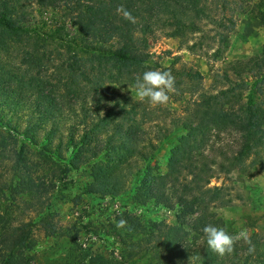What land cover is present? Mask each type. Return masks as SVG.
I'll return each instance as SVG.
<instances>
[{
  "label": "trees",
  "instance_id": "obj_1",
  "mask_svg": "<svg viewBox=\"0 0 264 264\" xmlns=\"http://www.w3.org/2000/svg\"><path fill=\"white\" fill-rule=\"evenodd\" d=\"M209 1L0 0V52L15 53L19 61L0 60V119L6 112L19 117L27 110L28 122L21 129L24 148L28 143L37 147L45 133L48 145L41 150L58 151L54 157L65 166L77 168L105 156L92 166L89 195L119 193L133 169L146 172L135 193L136 203H154L175 213L178 221L149 222L147 253L158 264H264V237L251 236L253 255L241 241L233 254L219 257L208 248L202 232L213 225L232 234L228 223L212 211L229 206L232 199L223 188L210 187L212 180L235 171L264 169V47L248 59L227 64L219 76L224 86L216 93L203 90L193 67L162 68L151 61L150 42L157 33L184 39L203 32L204 26L212 25L218 32L234 27L233 18L226 15L232 0H211L217 4L214 8ZM121 5L136 18L135 24L117 13ZM253 11L264 23V0ZM219 33L220 44L226 43L228 37ZM155 69L173 74L175 95L190 94L186 117L173 124L195 132L172 151L165 174L156 173L151 161L159 143L169 137L161 121L171 110L105 88L114 84L135 91V78ZM103 107L108 112L101 117ZM71 115L80 117L78 124H71ZM146 125L160 132L156 139L147 137ZM222 134L235 137V148L222 153L220 160L211 158L210 142ZM67 153L69 162L64 158ZM128 221V232L141 227L139 219L130 216ZM3 229L0 264H31L26 253L31 224Z\"/></svg>",
  "mask_w": 264,
  "mask_h": 264
},
{
  "label": "rangeland",
  "instance_id": "obj_2",
  "mask_svg": "<svg viewBox=\"0 0 264 264\" xmlns=\"http://www.w3.org/2000/svg\"><path fill=\"white\" fill-rule=\"evenodd\" d=\"M260 2L232 0L226 15L233 18L235 25L232 29H219L228 37L224 44H220V33L212 25L204 26L203 32L191 33L184 39L157 33L150 42L151 61L162 68L173 65L177 68L183 65L193 67L200 74L205 92L220 91L224 85L220 84L219 76L227 64L248 59L264 47V23L253 11ZM209 3V7H217L211 0ZM225 24L229 26V23ZM194 45L196 47L191 49ZM11 55L0 52V60L19 64L15 60L17 55L14 53L9 59ZM52 74L50 68L48 75ZM105 88L115 94L136 98L135 91L129 88L120 89L114 84H106ZM190 99V94L182 97L170 94L169 102L163 106L171 110L163 115L164 119L161 118L169 137L159 143L160 149L151 161V166L158 168L156 173L165 174L172 151L181 140L195 134L194 130H184L180 123L173 124L186 117L184 110ZM1 101L0 96V113L3 115ZM101 109L99 113L103 112L104 116L108 109ZM27 114L28 111L23 110L16 117L6 112L0 119V235L5 226L31 224V239L26 247V253L32 257L31 264H158L155 257L147 253L149 222L177 225L178 221L175 213H168L154 203L148 206L136 203L135 193L146 172L138 174L137 169H133V175L119 193L89 195L87 188L93 181L92 166L105 161V156L77 168L65 166V162L60 163L54 157L58 151L48 153L41 150L48 145L44 141L45 133L39 137L37 147L28 143L24 148L26 141L21 129L28 122ZM79 118L71 115V124H78ZM151 128L150 125L144 127L148 130L147 137L156 139L160 132ZM17 130H21L19 135ZM236 142L235 137L228 134L213 137L207 153L220 160L221 154L230 153ZM64 158L69 162L70 154H65ZM140 166L146 164L140 163ZM210 187L223 188L227 198L232 199L229 206L212 209L228 223L232 234L247 228L251 236L264 237L263 168L256 167L248 174L239 171L221 174L212 180ZM130 216L141 223L136 232L135 229L127 231ZM121 218L127 220V228L115 226V221Z\"/></svg>",
  "mask_w": 264,
  "mask_h": 264
},
{
  "label": "clouds",
  "instance_id": "obj_3",
  "mask_svg": "<svg viewBox=\"0 0 264 264\" xmlns=\"http://www.w3.org/2000/svg\"><path fill=\"white\" fill-rule=\"evenodd\" d=\"M117 13L122 14L123 19L130 23H136V18L123 5L117 8ZM133 88L136 98L141 102L146 101L152 107L166 105L170 100V94L177 91L173 74L159 69L148 70L137 76ZM100 114L103 116V112ZM115 226L118 229L127 228V220L121 218L115 221ZM202 232L206 237L208 248L219 257L233 254L236 244L241 241L249 246V255L255 253V245L247 228H242L235 234H229L223 227L207 225L203 227Z\"/></svg>",
  "mask_w": 264,
  "mask_h": 264
}]
</instances>
